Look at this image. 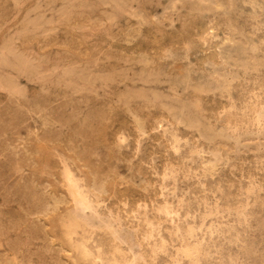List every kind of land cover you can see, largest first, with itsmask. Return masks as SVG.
Here are the masks:
<instances>
[{"label": "rangeland", "instance_id": "374dc122", "mask_svg": "<svg viewBox=\"0 0 264 264\" xmlns=\"http://www.w3.org/2000/svg\"><path fill=\"white\" fill-rule=\"evenodd\" d=\"M263 26L264 0H0V264H92L68 236L66 171L100 214L76 238L109 264H190L194 227L201 264H264ZM238 46L256 69L226 63Z\"/></svg>", "mask_w": 264, "mask_h": 264}, {"label": "bare ground", "instance_id": "6f19581e", "mask_svg": "<svg viewBox=\"0 0 264 264\" xmlns=\"http://www.w3.org/2000/svg\"><path fill=\"white\" fill-rule=\"evenodd\" d=\"M264 27V26H263ZM226 42H228V43H230L231 44V42H232V40L231 39H229V38H227L226 39ZM231 54V55H230ZM244 57V58H243ZM246 58H248V59H246ZM256 58V56L254 55V49L253 48H242L241 46H238V47H236L235 49H234V51L232 52V53H229L228 54V56L226 57V63L227 64H229L228 62H229V60L231 61H233V66H237V67H241V68H243L245 71H248V70H254V69H256L257 68V65L253 62V60ZM228 69H230V68H228ZM234 69V68H233ZM253 81V80H252ZM255 82V81H254ZM258 88H260L259 86H258ZM254 89H257V88H254ZM254 89H252V91H254ZM256 92V91H255ZM254 92V93H255ZM259 92V91H258ZM258 92L257 93H255L257 96L259 95V96H261L260 94H258ZM249 93V92H248ZM251 94V93H250ZM249 94V95H250ZM262 94V93H261ZM264 94V93H263ZM248 95V96H249ZM253 95V94H252ZM247 96V97H248ZM256 96V97H257ZM262 96H264V95H262ZM262 96H261V98H262ZM255 97V96H254ZM250 98V97H249ZM259 98V97H258ZM261 98H259V99H261ZM264 98V97H263ZM251 100V99H250ZM258 100V99H257ZM235 101V100H234ZM253 101V100H252ZM254 101H256V99H254ZM260 101V100H259ZM261 101H262V99H261ZM236 102V101H235ZM250 102V101H249ZM258 102V101H257ZM257 102H255V103H257ZM259 103V102H258ZM264 103V102H263ZM240 104V103H239ZM254 104V103H253ZM260 104H262L261 102H260ZM255 105V104H254ZM258 106V105H257ZM235 107H236V105H235ZM256 107V106H255ZM237 108V107H236ZM253 108V107H252ZM256 108H258V107H256ZM240 110H242V109H240ZM245 110L247 111V110H250L249 108H248V106H246L245 107ZM225 111H227V110H225ZM235 111V110H234ZM251 112V111H250ZM254 112H256V111H254ZM258 113V115L256 114V113H254L255 115H257V120H256V122H257V124H259L260 125V123H263L264 122V107H263V105L261 106V108L259 109V111H257ZM242 114V113H241ZM248 115V114H247ZM249 116V115H248ZM253 116V115H252ZM247 117V116H246ZM253 118V117H252ZM253 120L255 121V119L253 118ZM180 123V122H179ZM247 123H248V121H247ZM243 124V123H242ZM254 124V123H253ZM264 124V123H263ZM171 125V124H170ZM244 125V124H243ZM246 125V124H245ZM255 125V124H254ZM258 125V126H259ZM160 126V125H159ZM234 126V125H233ZM258 126L256 127V128H258ZM163 127V126H162ZM173 127V126H172ZM245 127V126H244ZM251 127H252V125H251ZM262 127V126H261ZM260 127V128H261ZM165 128V127H164ZM235 128V127H234ZM250 128V127H249ZM253 128V127H252ZM255 128V127H254ZM175 129V128H174ZM230 129V128H229ZM244 129V128H243ZM245 129H246V127H245ZM262 130V129H261ZM175 131V130H174ZM164 132V131H163ZM234 132V131H233ZM251 132H252V130H251ZM253 133V132H252ZM164 134V133H163ZM259 134V133H258ZM233 135V134H232ZM237 135V134H236ZM165 136V135H164ZM238 136V135H237ZM255 136V135H254ZM171 137V136H170ZM180 137V136H179ZM226 137L227 138H234V136H227L226 135ZM236 137V136H235ZM124 138V137H123ZM167 138V137H166ZM181 138V137H180ZM178 139V138H177ZM181 140V139H180ZM168 141H169V139H168ZM174 142V141H173ZM177 142V144L179 143L178 141H176ZM175 143V142H174ZM174 143H172V145L174 144ZM184 144V143H183ZM173 146H175V144L173 145ZM178 146V149H179V145H177ZM177 146H176V148H177ZM184 146V145H183ZM170 147H172L171 145H170ZM175 148V150H177V152H179L178 151V149H176ZM171 149V148H170ZM195 149V148H194ZM198 149V148H197ZM171 150H173V149H171ZM190 150V149H189ZM174 151V150H173ZM175 153V152H174ZM200 153V152H199ZM176 154V153H175ZM182 154V153H181ZM181 154H179V156L181 155ZM190 154V153H189ZM182 156V155H181ZM184 156V155H183ZM178 157V156H177ZM192 157V156H191ZM203 157V156H202ZM197 158V157H196ZM188 159V158H187ZM201 160H202V158H201ZM61 161V160H60ZM64 161V160H63ZM62 162V161H61ZM63 164V163H62ZM61 165V164H60ZM174 165V164H173ZM63 166V165H62ZM66 166H67V164H66ZM69 166V165H68ZM67 166V167H68ZM167 166V165H166ZM169 166H171V165H169ZM67 167H65L64 166V168H67ZM62 168V167H61ZM182 168V167H181ZM73 169V168H72ZM68 170H70V166H69V169ZM176 170V169H175ZM174 170V171H175ZM185 170V169H184ZM208 170V169H207ZM65 171V170H64ZM205 171V170H204ZM72 172V171H71ZM70 171H66L65 172V175H64V179H65V185H66V188L65 189H67V193H68V196H69V199H70V201L72 202V205H73V209H72V211H71V213L69 214V216H68V222H67V231H68V236H69V238H70V240H71V246H72V249L75 251V254L76 253H78L82 258H84V259H86V260H90L91 262H92V264H109L108 263V261H107V256H106V258L103 256V252L102 253H100V252H96V253H94L93 251H91L90 249H89V247H88V239L87 238H81V239H77L76 238V236L79 234V231L80 230H84L86 227H90V226H92L93 225V222L94 221H99L100 220V214L98 213V211H97V206H98V204L97 203H95L94 201H93V199L91 198V196L89 195V193H88V189L87 188H85L84 187V183L82 184L81 183V179L80 178H78V179H80V180H78L77 179V177L75 176V175H73V173H71ZM166 172V171H165ZM177 172H178V177H179V171L177 170ZM183 172V171H182ZM61 173V172H60ZM164 173V172H163ZM173 172H171L170 174H172ZM187 173H188V175H189V172H188V170H187ZM187 173H185L186 175H187ZM61 174H63V173H61ZM60 174V175H61ZM168 173H166L164 176H163V178L167 175ZM169 174V175H170ZM173 174H175V173H173ZM190 174H191V172H190ZM169 175H167L168 177H169ZM182 175H183V173H182ZM181 175V176H182ZM196 175V174H195ZM198 175V174H197ZM203 175H205V174H203ZM203 175H201V176H203ZM209 175V174H208ZM62 176V175H61ZM160 176V175H159ZM172 176V175H171ZM180 176V177H181ZM192 176H194V175H192ZM192 176H187L188 178H192ZM199 176V175H198ZM200 176V177H201ZM167 177V178H168ZM175 177V176H174ZM179 177V178H180ZM194 177H196V176H194ZM205 177V176H204ZM210 177V176H209ZM162 178V179H163ZM166 178V179H167ZM177 178V177H176ZM188 178H186V179H188ZM197 178V177H196ZM84 179V178H83ZM82 179V180H83ZM161 179V180H162ZM165 179V180H166ZM178 179V178H177ZM185 178H184V180H186ZM198 179V178H197ZM204 179V178H203ZM213 179V178H212ZM169 180V179H168ZM172 181H173V179H171ZM180 180V179H179ZM164 181V180H163ZM64 182V181H63ZM165 182V181H164ZM179 182V181H178ZM200 182V181H199ZM208 182V181H207ZM166 183H168V182H166ZM172 183V182H171ZM174 183V182H173ZM177 183V182H176ZM180 183V182H179ZM170 184V182L167 184V185H169ZM159 185V184H158ZM165 185V184H164ZM181 185H183V184H181ZM204 185H206V182L204 183ZM166 186V185H165ZM165 186H164V188H165ZM171 186V185H170ZM174 186V185H173ZM179 186V185H178ZM251 186V185H250ZM65 187V186H64ZM160 187V186H159ZM205 187V186H204ZM252 187V186H251ZM161 188H162V185H161ZM167 188V187H166ZM165 188V189H166ZM168 188H170L169 186H168ZM180 188V187H179ZM87 189V190H86ZM256 189H258V188H256ZM260 189V188H259ZM161 190H163V189H161ZM178 189H176V191H177ZM181 190V189H180ZM247 190L249 191V189L247 188ZM254 190H255V188H254ZM253 190V191H254ZM94 191V190H93ZM160 191V190H159ZM172 191H174V190H172ZM187 191V190H186ZM258 191V190H257ZM161 192V191H160ZM188 192V191H187ZM186 192V193H187ZM250 192H252V191H250ZM91 193V192H90ZM169 193V192H168ZM184 193H185V191H184ZM214 193V192H213ZM247 193V192H246ZM162 194V193H161ZM166 194V193H165ZM164 193H163V195H165ZM171 194V193H170ZM251 194V193H250ZM255 194H257L258 195V193H255ZM92 195V194H91ZM172 195V194H171ZM188 195V194H187ZM252 195V194H251ZM253 195H254V193H253ZM166 196V195H165ZM177 196H179V195H177ZM176 196V197H177ZM182 196H183V194H182ZM245 196V195H244ZM94 197V196H93ZM164 197V196H163ZM167 197V196H166ZM184 197V196H183ZM182 197V198H183ZM252 197V196H251ZM190 198V197H189ZM94 199H95V197H94ZM98 199V198H97ZM173 199V198H172ZM171 199V200H172ZM186 199H188V198H186ZM185 199V200H186ZM99 200V199H98ZM97 200V201H98ZM161 200H163V199H161ZM165 201H166V198L164 199ZM163 200V201H164ZM170 200V201H171ZM177 200V199H176ZM179 200V199H178ZM196 201L195 202H197V199H195ZM248 200V199H247ZM69 201V202H70ZM102 201V200H101ZM162 201V202H163ZM174 201V200H173ZM181 201H182V199H181ZM205 201V200H204ZM99 202V201H98ZM167 202H168V200H167ZM179 202V201H178ZM177 202V203H178ZM203 202V201H202ZM209 201H207L206 203H208ZM102 203V202H101ZM104 203V202H103ZM175 203V202H174ZM173 202H172V204H174ZM199 203V202H198ZM205 203V202H204ZM206 203H205V205H206ZM100 204V203H99ZM164 204H165V202H164ZM168 205H169V203H167ZM186 204V203H185ZM216 204V203H215ZM189 205V204H188ZM196 205V204H195ZM201 204H199V206H200ZM208 205V204H207ZM210 205V204H209ZM207 206V208H209V207H211V206ZM213 205V204H212ZM246 205V204H245ZM244 205V206H245ZM105 206V205H104ZM141 207H142V205H140ZM147 206L148 205H146L145 206V208H147ZM159 206V205H158ZM157 206V207H158ZM163 206V205H162ZM172 206V205H171ZM173 206H175V205H173ZM176 206H177V204H176ZM198 206V207H199ZM220 206V205H219ZM140 207V208H141ZM184 207V206H183ZM193 207V206H192ZM197 207V206H196ZM200 207H202V206H200ZM205 207V206H204ZM214 207H216L215 205H214ZM227 207V206H226ZM238 207V206H237ZM246 207V206H245ZM144 208V209H145ZM149 208V207H148ZM147 208V209H148ZM156 208V207H155ZM212 208V207H211ZM223 208V207H222ZM240 208V207H239ZM102 209V208H101ZM138 209V208H137ZM137 209H136V212H137ZM160 209V208H159ZM174 211H175V209L174 208H172ZM177 209V208H176ZM216 209V208H215ZM243 209H246V208H244L243 207ZM242 209V207H241V210H243ZM108 210V209H107ZM106 210V211H107ZM146 210V209H145ZM144 210V211H145ZM150 210V209H149ZM158 210V209H157ZM170 209H168V208H165L164 209V213L165 214H167V215H169L170 214V211H169ZM200 210V209H199ZM204 210V209H203ZM205 210H206V208H205ZM211 210V209H210ZM214 210V209H213ZM239 210V209H238ZM101 211V210H100ZM174 211L172 212L173 214H176V211H175V213H174ZM189 211H191V209L189 210ZM198 211V210H197ZM217 211V210H216ZM246 211V210H245ZM136 212H134V213H136ZM151 211H149L148 213H150ZM154 212H155V210H154ZM187 212V211H186ZM202 212V211H201ZM200 212V214H202L201 216H205V213L204 212H202L201 213ZM209 212H211V211H209ZM213 212V211H212ZM219 212V211H218ZM234 212V211H233ZM237 212V211H236ZM109 213H111V212H109ZM113 213V212H112ZM146 213V212H145ZM157 213V212H156ZM185 213V212H184ZM189 213V212H188ZM194 213V212H193ZM213 213H215V212H213ZM240 215L243 213H241V211L240 212H238ZM138 214V213H137ZM147 214V213H146ZM178 214V213H177ZM195 214V213H194ZM208 214V213H207ZM207 214H206V216H207ZM210 214V213H209ZM221 213H219V215H220ZM232 214V213H231ZM237 214V213H236ZM247 214H248V212H247ZM109 215V214H108ZM112 215V214H111ZM141 214L139 213V217H141L140 216ZM156 215V214H155ZM158 215H160V214H158ZM170 215H172V214H170ZM180 215V214H179ZM182 215V214H181ZM199 215V214H198ZM211 215H213V214H211ZM222 215V214H221ZM220 215V216H221ZM223 215H224V213H223ZM227 215V214H226ZM230 215V214H229ZM234 215H235V213H234ZM239 215V216H240ZM248 215H250V214H248ZM118 216V215H117ZM116 216V217H117ZM143 216V215H142ZM176 216V215H175ZM175 216H174V218H175ZM190 216H192V215H190ZM200 216V215H199ZM200 216V217H201ZM238 216V217H239ZM115 217V218H116ZM119 217V216H118ZM132 217V216H131ZM146 217H148V215L146 216ZM160 216H158V218H159ZM167 217H169V216H167ZM172 217V216H171ZM182 217V216H181ZM183 217H184V215H183ZM182 217V218H183ZM194 217V216H193ZM197 217V216H196ZM225 217H227V216H224V218ZM233 217V216H232ZM244 218L246 217L245 215L243 216ZM248 217V216H247ZM247 217L244 219L245 221H246V219H247ZM249 217H251V215L249 216ZM111 218L113 219V217L111 216ZM165 218V217H164ZM184 218H186V216L184 217ZM189 219H192L191 217H188ZM198 218V217H197ZM208 218V217H207ZM221 218H223L222 216H221ZM234 218V217H233ZM232 218V219H233ZM236 218V217H235ZM132 219V218H131ZM145 219V218H144ZM146 219H148V220H150L149 219V217L148 218H146ZM165 219H168V218H165ZM177 219H179V216L177 217ZM181 219V218H180ZM200 219V218H199ZM202 219V218H201ZM227 219V218H226ZM232 219H230V220H232ZM147 220V221H148ZM182 221H183V219H181ZM181 220H179L178 221V223L181 221ZM194 220V219H193ZM195 220H196V218H195ZM195 220H194V225L196 226V224H195ZM206 220V219H205ZM212 220V219H211ZM218 220H220L219 218H218ZM234 220V219H233ZM232 220V221H233ZM240 221H241V219H239ZM239 220H237V221H239ZM248 220V219H247ZM105 221V220H104ZM112 221H114V222H116L115 221V219L114 220H112ZM155 221V220H154ZM172 221H173V218H172ZM185 221H187V220H185ZM210 221V220H209ZM221 221V220H220ZM231 221V222H232ZM235 221V220H234ZM242 221H243V219H242ZM249 221V220H248ZM113 222V223H114ZM139 222H140V220H139ZM146 221H144L143 223H145ZM166 223H167V220L165 221ZM189 221H187V223H188ZM199 222V221H198ZM202 222V221H201ZM200 222V223H201ZM212 222V221H211ZM213 222H214V220H213ZM217 222V221H216ZM236 222V221H235ZM150 223V222H149ZM149 223H145V224H149ZM168 223H169V221H168ZM177 223V224H178ZM203 223V222H202ZM210 223V222H209ZM227 223H229V221L227 222ZM244 223H247V221L246 222H244ZM159 224V223H158ZM163 224V223H162ZM177 224H174V225H176L177 226ZM186 224V223H185ZM189 224V223H188ZM204 224V223H203ZM202 224V225H203ZM214 224V223H213ZM216 224H218V223H216ZM220 224H221V222H220ZM220 224H218V225H220ZM232 224V223H231ZM236 224H237V222H236ZM243 224V223H242ZM138 225V224H137ZM141 225V224H140ZM153 225V224H152ZM184 225V224H183ZM193 225V226H194ZM210 225V224H209ZM211 225H212V223H211ZM224 225V224H223ZM227 227H228V224H225ZM249 225V224H248ZM65 226V225H64ZM118 226V225H117ZM144 226V225H143ZM158 226V225H157ZM162 226V225H161ZM170 226H171V224H170ZM192 226V225H191ZM193 226H192V228H193ZM200 226V225H199ZM221 226V225H220ZM230 226H232L233 227V225H230ZM240 226V225H239ZM113 227V226H112ZM120 227H122V226H120ZM137 227H139V226H137ZM175 227V226H174ZM179 227V226H178ZM178 227H176V228H178ZM225 227V226H224ZM241 227V226H240ZM245 227V226H244ZM247 227V226H246ZM173 228V227H172ZM171 228V229H172ZM187 228V227H186ZM189 228H191V227H189ZM188 228V229H189ZM195 228V227H194ZM194 228L193 229H187L188 230V232L184 235V231H182V229H179V230H181L182 231V234L184 235L183 237H184V239H183V242H184V240L187 242V244H186V246L181 250V252H180V255H179V257L181 258V260L182 261H187V262H189L190 264H201V262H202V260L203 259H205V258H207V257H209L210 256V254H209V249H205L207 246H205L204 245V243H203V241H200L199 240V242H197V243H194V244H192L191 242L193 241L194 242V240H196L195 238H201L200 237V235H198V237H197V232H199V231H196V229L198 228V227H196V229L194 230ZM199 228H201V226L199 227ZM207 228H209V226L207 227ZM212 228V227H211ZM91 229H92V227H91ZM104 229V228H103ZM109 229H113V228H109ZM115 229V228H114ZM122 229V228H121ZM146 229H147V227H146ZM153 229V228H152ZM214 230H215V227L213 228ZM93 230H94V228H93ZM99 230V229H98ZM118 230H119V227H118ZM117 230V231H118ZM137 231H139L138 230V228L136 229ZM141 230V229H140ZM158 230V229H157ZM156 230V231H157ZM175 230V229H174ZM199 230H201V229H199ZM205 230H208V229H205ZM218 230V229H217ZM227 230V229H226ZM114 231V230H113ZM113 231H112V233H113ZM142 231V230H141ZM153 231V230H152ZM172 231V230H171ZM170 231V234H172V232ZM219 231H221V230H219ZM237 231V230H236ZM89 232V231H88ZM95 232V231H94ZM93 232V233H94ZM98 232V231H97ZM108 232H110L109 230H108ZM178 232V231H177ZM201 232V231H200ZM204 232V231H203ZM202 232V233H203ZM206 232V231H205ZM224 232V231H223ZM230 232V231H229ZM105 233V232H104ZM111 233V234H112ZM115 233V232H114ZM119 233V232H118ZM138 233V232H137ZM144 233H147V232H144ZM154 233V232H153ZM157 233V232H156ZM166 233V232H165ZM174 233V232H173ZM209 233V232H208ZM216 233H218L217 231H212L211 230V232H210V237L212 238V236L214 235V234H216ZM225 233V232H224ZM228 233V232H227ZM234 233V232H233ZM238 233V232H237ZM89 234V233H88ZM92 234V233H91ZM148 234V233H147ZM147 234H144V235H147ZM177 234V233H176ZM229 234V233H228ZM95 235H96V233H95ZM107 235V234H106ZM117 235V234H116ZM156 235V234H155ZM173 235H175V234H173ZM180 235V234H179ZM220 234H218V236H219ZM222 235V234H221ZM237 234L235 233V235L234 236H236ZM111 236V235H110ZM112 236H113V234H112ZM149 236V235H148ZM202 236V235H201ZM215 236V235H214ZM233 236V237H234ZM239 236H241V234L239 233ZM114 237V236H113ZM151 236H149V238H150ZM153 237V236H152ZM172 237V236H171ZM175 237H176V235H175ZM178 237V236H177ZM180 237V236H179ZM179 237L177 238V240L179 239ZM208 237V236H207ZM238 237V236H237ZM92 238V237H91ZM143 238H145V237H143ZM154 238V237H153ZM152 238V239H153ZM168 238H170V237H168ZM181 239H182V237H180ZM65 239H66V237H65ZM116 239V238H115ZM145 239H148V238H145ZM151 239V240H152ZM164 238H160V240H163ZM173 239V238H172ZM204 239V238H203ZM207 239H209V237L207 238ZM69 240V239H68ZM209 240H211V239H209ZM229 240V239H228ZM233 240H234V238H233ZM239 240V239H238ZM117 241V240H116ZM149 241H150V239H149ZM164 241H166V240H164ZM176 241V238H175V240L173 241V242H175ZM181 240H179L178 242H180ZM197 241V240H196ZM223 241H225V240H223ZM236 241V240H235ZM235 241H231V242H235ZM115 242V241H114ZM124 242V241H123ZM145 242H146V240H145ZM156 243L158 242V241H155ZM172 242V241H171ZM183 242H181V243H183ZM185 242V243H186ZM206 243H207V241H205ZM213 242H214V240H213ZM228 243H229V241H227ZM67 243H69L68 241H67ZM96 243H97V241H96ZM146 243H148V242H146ZM166 243H168V242H166ZM180 243V245H182ZM184 243V244H185ZM205 243V244H206ZM219 243V242H218ZM236 243V242H235ZM248 243V242H247ZM135 244V243H134ZM138 244H139V242H138ZM145 244V243H144ZM169 244V243H168ZM172 244V243H171ZM175 244V243H174ZM209 244V243H208ZM213 243H211V245H212ZM222 245H223V243H221ZM229 244H231V243H229ZM236 244H238V243H236ZM240 244H243L242 242L240 243ZM67 245H69V244H67ZM117 245V244H116ZM140 245V244H139ZM154 245V244H153ZM160 245H163V244H161L160 243ZM166 245V244H165ZM179 245V246H180ZM221 245V246H222ZM228 245V244H227ZM232 245V244H231ZM95 246V245H94ZM141 246H142V243H141ZM148 246H149V244H148ZM152 246V245H151ZM168 246V245H167ZM166 246V247H167ZM209 246V245H208ZM213 246H214V244H213ZM219 246V245H218ZM221 246H220V249H221ZM238 246H239V244H238ZM238 246H237V248H238ZM129 247V246H128ZM127 247V248H128ZM155 247V246H154ZM165 247V248H166ZM181 248H182V246H180ZM215 247V246H214ZM214 247H212L214 250L216 249V247L214 248ZM223 247V246H222ZM229 247V246H228ZM241 247V246H240ZM239 247V248H240ZM253 247V246H252ZM150 248V247H149ZM159 248V247H158ZM173 248V247H172ZM231 248V247H230ZM233 248V247H232ZM236 248V249H237ZM238 248V249H239ZM155 249V248H154ZM159 249H161V248H159ZM158 249V250H159ZM178 249V248H177ZM177 249L175 250V251H177ZM212 249V250H213ZM241 249V248H240ZM130 250V249H129ZM150 250H151V248H150ZM149 250V251H150ZM180 250V249H179ZM256 250V249H255ZM113 251V250H112ZM121 251V250H120ZM141 251V250H140ZM157 251V250H156ZM167 251H169V250H167ZM174 251V252H175ZM216 251V250H215ZM219 251V250H218ZM238 251V250H237ZM131 252V251H130ZM158 252V251H157ZM170 252V251H169ZM230 252V251H229ZM256 252V251H255ZM123 253V252H122ZM155 253V252H154ZM153 252L151 253L152 254V257H154V254ZM162 252H159V254H161ZM168 253V252H167ZM214 253L215 254H217L216 252H213V255H214ZM238 253V252H237ZM257 253V252H256ZM255 253V254H256ZM128 254H129V252H128ZM131 254H132V252H131ZM140 254V253H139ZM138 254V255H139ZM162 254H164V253H162ZM219 254H221V253H219ZM219 254H217V255H219ZM110 255H112V254H110ZM130 255V254H129ZM157 255H158V253H157ZM157 255H156V257H157ZM172 255V254H171ZM176 255H177V253H176ZM237 255H239V254H237ZM240 255H243V254H240ZM127 256V255H126ZM132 256H133V254H132ZM141 256V255H140ZM146 256V255H145ZM159 256V255H158ZM216 256V255H215ZM220 257H221V255H219ZM223 256V255H222ZM227 256V255H226ZM231 257H232V255H230ZM229 256V257H230ZM246 256V255H245ZM248 256V255H247ZM264 256V255H263ZM112 257V256H111ZM113 257H115V256H113ZM135 257V256H134ZM160 257V256H159ZM173 257V256H172ZM260 257H261V255H260ZM141 258H143V259H145V257H141ZM151 258V257H150ZM166 258H167V256H166ZM236 258V257H235ZM248 258V257H247ZM114 259V258H113ZM117 259V258H116ZM116 259H114V260H116ZM134 259V258H133ZM156 259V258H155ZM174 259H175V257H174ZM210 259V258H209ZM220 259V258H219ZM224 259V258H223ZM231 259V258H230ZM170 260V259H169ZM214 260V259H213ZM228 260V259H227ZM250 260H251V258H250ZM117 261V260H116ZM149 261V260H148ZM153 261H154V259H153ZM176 262L178 261V260H175ZM211 261H212V259H211ZM210 261V262H211ZM233 261V260H232ZM231 261V262H232ZM247 262H249L248 260H246ZM252 261V260H251ZM110 262V261H109ZM155 262V261H154ZM179 262V261H178ZM220 262V261H219ZM225 262V261H224ZM230 262V263H231ZM234 262V261H233ZM237 262H238V260H237ZM115 263V262H114ZM113 263V264H114ZM118 263V262H117ZM216 263V262H215ZM234 263H236V262H234ZM233 263V264H234ZM245 263V262H244ZM243 263V264H244ZM252 263V262H251ZM250 263V264H251ZM110 264H111V262H110ZM118 264H120V263H118ZM131 264V263H130ZM143 264H147V263H143ZM149 264V263H148ZM175 264V263H174ZM180 264V263H179ZM203 264H204V262H203ZM207 264V263H206ZM225 264V263H224ZM239 264V263H238ZM242 264V263H241ZM247 264V263H246Z\"/></svg>", "mask_w": 264, "mask_h": 264}]
</instances>
